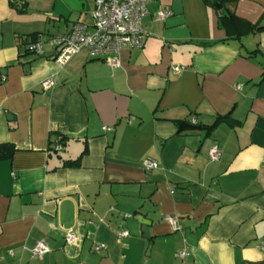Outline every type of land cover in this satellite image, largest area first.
I'll return each mask as SVG.
<instances>
[{
  "label": "crops",
  "instance_id": "obj_1",
  "mask_svg": "<svg viewBox=\"0 0 264 264\" xmlns=\"http://www.w3.org/2000/svg\"><path fill=\"white\" fill-rule=\"evenodd\" d=\"M93 1L0 0V144L13 147L0 159V264H264V30L247 27L264 25V0H228L234 26L206 0H155L144 46L118 66L85 51L58 65L48 40L91 24ZM38 39L42 54L28 52ZM229 112L234 125L178 127Z\"/></svg>",
  "mask_w": 264,
  "mask_h": 264
},
{
  "label": "built area",
  "instance_id": "obj_2",
  "mask_svg": "<svg viewBox=\"0 0 264 264\" xmlns=\"http://www.w3.org/2000/svg\"><path fill=\"white\" fill-rule=\"evenodd\" d=\"M155 0H94L93 8L90 11L91 24L76 22L66 33L52 36L48 42L54 50V61L63 66L72 56L80 51H85L89 58L106 61L111 66H118V54L122 49H139L146 42L149 33L144 29L142 20L149 14L148 6ZM171 15V11L162 8L156 12V17L163 20ZM25 48L28 52L35 55H41L43 42L38 39L32 42H26ZM182 70L180 66H173V74H178ZM54 85L51 78L44 79L41 82L42 89H49ZM241 83L236 85L239 89ZM193 121V120H192ZM103 131H111V126H103ZM54 151L62 150L60 136L53 141ZM208 157L211 161H217L220 157V150L217 142H213L208 149ZM143 166L146 170H152L157 164L150 160H144ZM176 230V216L170 215L164 218ZM123 231L118 236H127ZM65 242L67 244H76L79 236L72 229L65 232ZM264 249V242H262ZM103 248V245H97L96 250ZM47 252L43 241L35 243L30 254L32 257L40 258ZM11 253V251H9ZM180 258L188 255V252L180 250L176 253Z\"/></svg>",
  "mask_w": 264,
  "mask_h": 264
},
{
  "label": "trees",
  "instance_id": "obj_3",
  "mask_svg": "<svg viewBox=\"0 0 264 264\" xmlns=\"http://www.w3.org/2000/svg\"><path fill=\"white\" fill-rule=\"evenodd\" d=\"M216 1L221 6V8L219 10L220 19H222V20L225 19L227 21V23L232 25V26H234L235 23L241 21L240 19L235 17L234 14L227 7H225L226 4L228 3V0H216ZM206 2L212 6L213 0H206ZM20 7H22V6L20 5ZM247 27L249 29H251L252 31L264 30V25L247 24ZM254 52H256V51H252L251 53H254ZM262 81H264V71H262L258 83H261ZM224 120H227L230 125L235 124V122L230 119V112H229L226 115L216 117L215 121L211 125H206V126L205 125H192V123H190V124L186 123L184 126L179 124L178 127H179V129L184 127V128H190V129H201V130H205L206 132H209L216 126L217 123L224 121ZM58 136H60V142H61V144H63L64 143V135L61 132H59ZM50 144H51L50 149L53 150V147H52L53 141H51ZM54 152H59V151H54ZM12 153H13L12 145L0 144V159H10L12 156ZM78 161H79V158L72 160V161L65 160L64 164L76 166V165H78Z\"/></svg>",
  "mask_w": 264,
  "mask_h": 264
},
{
  "label": "water",
  "instance_id": "obj_4",
  "mask_svg": "<svg viewBox=\"0 0 264 264\" xmlns=\"http://www.w3.org/2000/svg\"><path fill=\"white\" fill-rule=\"evenodd\" d=\"M213 5L216 7V9L220 10L221 6L218 4L216 0H213ZM140 222L142 224L141 231L144 234V237H147V226L149 222L142 219L140 220Z\"/></svg>",
  "mask_w": 264,
  "mask_h": 264
}]
</instances>
